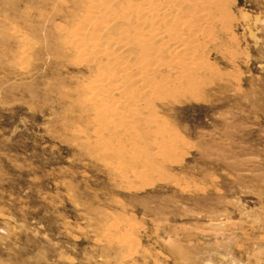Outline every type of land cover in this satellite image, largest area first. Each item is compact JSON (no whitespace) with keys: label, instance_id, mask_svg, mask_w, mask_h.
I'll use <instances>...</instances> for the list:
<instances>
[{"label":"rangeland","instance_id":"374dc122","mask_svg":"<svg viewBox=\"0 0 264 264\" xmlns=\"http://www.w3.org/2000/svg\"><path fill=\"white\" fill-rule=\"evenodd\" d=\"M219 1L192 83L155 68L114 128L83 0H0V264H264V0Z\"/></svg>","mask_w":264,"mask_h":264},{"label":"bare ground","instance_id":"6f19581e","mask_svg":"<svg viewBox=\"0 0 264 264\" xmlns=\"http://www.w3.org/2000/svg\"><path fill=\"white\" fill-rule=\"evenodd\" d=\"M219 2L83 0V15L74 16V32L65 35L77 57L97 62L93 78L82 82L83 102L116 128L118 122L129 121L124 116L133 110L132 88L152 85L155 68L166 66L167 72H177L183 78L178 80L190 85L201 56L194 50L195 39L207 28L215 8H221ZM143 75L147 80L142 81ZM161 85V94L175 89L169 82ZM144 96L141 92L138 98Z\"/></svg>","mask_w":264,"mask_h":264}]
</instances>
